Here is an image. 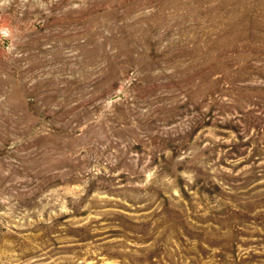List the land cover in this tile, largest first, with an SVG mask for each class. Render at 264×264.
<instances>
[{
  "label": "rangeland",
  "instance_id": "374dc122",
  "mask_svg": "<svg viewBox=\"0 0 264 264\" xmlns=\"http://www.w3.org/2000/svg\"><path fill=\"white\" fill-rule=\"evenodd\" d=\"M0 264H264V0H0Z\"/></svg>",
  "mask_w": 264,
  "mask_h": 264
}]
</instances>
